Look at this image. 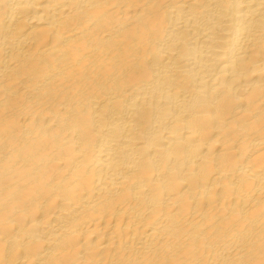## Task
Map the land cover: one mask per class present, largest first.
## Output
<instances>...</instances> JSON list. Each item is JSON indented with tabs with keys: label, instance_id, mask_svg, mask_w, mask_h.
<instances>
[{
	"label": "bare ground",
	"instance_id": "obj_1",
	"mask_svg": "<svg viewBox=\"0 0 264 264\" xmlns=\"http://www.w3.org/2000/svg\"><path fill=\"white\" fill-rule=\"evenodd\" d=\"M0 264H264V0H0Z\"/></svg>",
	"mask_w": 264,
	"mask_h": 264
}]
</instances>
